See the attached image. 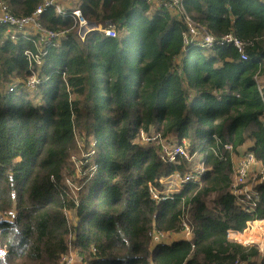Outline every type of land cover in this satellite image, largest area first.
<instances>
[{
    "label": "trees",
    "instance_id": "trees-1",
    "mask_svg": "<svg viewBox=\"0 0 264 264\" xmlns=\"http://www.w3.org/2000/svg\"><path fill=\"white\" fill-rule=\"evenodd\" d=\"M0 1L18 17L42 2ZM72 1L69 14L112 23L117 37L92 32L79 43L71 32L49 45L34 90L23 84L33 75L24 53L38 38L14 42L0 30V264H62L70 253L82 264H264L259 248L229 238L264 221L259 170L252 211L231 189L241 150L264 166V2L182 0L208 33L240 39L242 60L232 45L185 48V18L157 0ZM40 21L54 31L74 26L54 8ZM141 130L200 157L201 181L153 200L149 186L163 190L159 181L189 164L135 144ZM158 232L171 241L155 242Z\"/></svg>",
    "mask_w": 264,
    "mask_h": 264
},
{
    "label": "built area",
    "instance_id": "built-area-1",
    "mask_svg": "<svg viewBox=\"0 0 264 264\" xmlns=\"http://www.w3.org/2000/svg\"><path fill=\"white\" fill-rule=\"evenodd\" d=\"M264 2V0H262ZM157 5L165 7L172 14L185 18L186 32L183 35V43L185 48L193 45L200 48L212 49L216 45L226 44L232 45L240 54L242 60H247L248 57L244 52V43L235 37L233 34L226 35L223 38H216L208 33L203 27L193 21L188 15L185 14L183 9L182 0H157ZM54 8L56 15L58 16H71L74 20V26L71 29L63 31L49 30L43 27L41 24V16L49 9ZM71 10L63 5L62 0H42L35 12L26 17H18L11 13L8 5L4 1H0V30L3 29L4 35L11 41H17L18 35H26L31 37H37L34 40V49L27 50L24 54L26 61L29 64V68L33 71L26 82H23L25 87L30 90L36 89L41 83V77L38 74V70L43 66L45 57L47 55V47L49 45L60 44L64 39H67L71 32L74 33L79 43H83L87 36L92 32H100L107 37H117V31L113 25H108L105 28L98 26H91L79 9ZM16 88V85H12L9 88L10 92ZM135 144L139 146L155 145L160 147L159 155L160 160L165 163H176L178 159H185L188 164V171L185 173L176 172L170 177L161 179L159 182L163 185V190H159L154 185L149 186V192L153 200L160 202L162 199L169 197L170 195L179 192L184 185L189 183H198L201 181L203 175L206 173L207 168L202 163L200 157L191 156L186 149L180 145H177L167 139L162 138L158 133L150 134L141 130L135 139ZM228 150H231V146H226ZM234 177L232 183V194L235 197L236 204L242 207L246 212L252 211L258 201L259 193L254 189L253 185L249 182L253 173L255 174L259 170L261 178L264 180V166L261 165L255 155L252 152H241L239 155L234 156ZM256 177V175H255ZM68 216V214H67ZM7 219H15V213H9L6 216ZM69 218V217H68ZM72 221V218L69 219ZM256 223H263L264 221H255L248 223V227L245 231L254 229ZM184 232L187 236L190 235V228L184 224ZM238 234V232H230L229 236ZM262 237H260V243L256 244L257 248L264 253V230L261 231ZM229 237V238H230ZM170 235L167 233L158 232L154 235L155 242H167L170 240ZM232 240H234L231 237ZM248 246H251L248 245ZM7 256V250L0 248V259H5ZM82 264L81 259L75 254L65 256L62 259V264ZM235 264H244L237 261Z\"/></svg>",
    "mask_w": 264,
    "mask_h": 264
},
{
    "label": "rangeland",
    "instance_id": "rangeland-1",
    "mask_svg": "<svg viewBox=\"0 0 264 264\" xmlns=\"http://www.w3.org/2000/svg\"><path fill=\"white\" fill-rule=\"evenodd\" d=\"M68 217H69V219L72 218V216L69 215V214H68ZM256 225L257 224H255V228L254 229L247 230L246 232L244 231L243 233L238 232V233L241 234V236L237 240H232V239L231 240L235 241V242H237L239 244H242L244 246H247V247H252V246H248L249 243L251 245L260 243V241H261L260 237H262L261 231L264 230V227L261 226L259 228H256ZM231 237H233V236H231Z\"/></svg>",
    "mask_w": 264,
    "mask_h": 264
},
{
    "label": "crops",
    "instance_id": "crops-1",
    "mask_svg": "<svg viewBox=\"0 0 264 264\" xmlns=\"http://www.w3.org/2000/svg\"><path fill=\"white\" fill-rule=\"evenodd\" d=\"M62 3H63V5L65 6V7H67V8H72L73 6V1L72 0H62ZM241 152H245L244 150H241ZM255 172H257V171H255ZM255 175L256 174H254L253 173V175H252V177H251V180H250V184L251 185H253L254 183H253V180H254V178H255ZM246 232V231H245ZM230 237V236H229ZM230 239H231V237H230ZM169 241H171V238H170V240ZM79 264V263H78Z\"/></svg>",
    "mask_w": 264,
    "mask_h": 264
},
{
    "label": "bare ground",
    "instance_id": "bare-ground-1",
    "mask_svg": "<svg viewBox=\"0 0 264 264\" xmlns=\"http://www.w3.org/2000/svg\"><path fill=\"white\" fill-rule=\"evenodd\" d=\"M256 224H257V225H256V228H259V227H261V226L264 227V224H263V223H256ZM232 236H233L232 238H233L234 240H237V239L241 236V234H240V233L235 234V235L233 234ZM249 245H250V243H249Z\"/></svg>",
    "mask_w": 264,
    "mask_h": 264
},
{
    "label": "water",
    "instance_id": "water-1",
    "mask_svg": "<svg viewBox=\"0 0 264 264\" xmlns=\"http://www.w3.org/2000/svg\"><path fill=\"white\" fill-rule=\"evenodd\" d=\"M90 24H92L91 26H93V27H95L96 25L94 24V23H90ZM110 25H112V23H109ZM252 247H257V245L256 244H252L251 245Z\"/></svg>",
    "mask_w": 264,
    "mask_h": 264
}]
</instances>
